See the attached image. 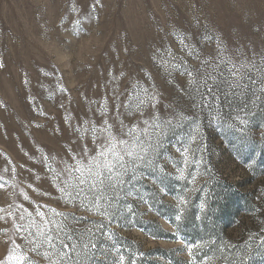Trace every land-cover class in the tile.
Masks as SVG:
<instances>
[{"label":"rangeland","instance_id":"1","mask_svg":"<svg viewBox=\"0 0 264 264\" xmlns=\"http://www.w3.org/2000/svg\"><path fill=\"white\" fill-rule=\"evenodd\" d=\"M181 38L192 46L185 52ZM223 48L233 56L264 57V0H0V208L11 211L24 190L37 203L87 217L79 227L99 219L58 201L51 182H45L42 157L64 156L77 139L75 126L93 117L95 102L110 97L113 88L124 93L140 81L157 94L161 115L168 114V105L190 111L192 101L182 91L187 77L164 64L161 56L170 59L166 53L171 51L177 61L183 57L189 67L199 68L187 52L215 57ZM255 112L243 129L209 124L205 116L206 164L194 184L168 176L157 179L142 169L145 178L137 182L138 191L120 202L122 214L106 226L112 239L101 237L99 243L118 247L124 264H205V253L207 264H226L214 256V246L206 243L211 241L237 245L230 252L225 249L229 259L264 264V104ZM188 131L186 124L168 135L161 163L168 156L180 159L176 136ZM167 170L174 171L170 164ZM185 187L203 191L187 192L188 210L176 221L174 197ZM45 191L50 195H43ZM0 229L11 235V220L0 221ZM160 230L168 237H159ZM6 239L0 233V259L7 255ZM191 243L202 247L190 256ZM117 259L111 252L104 264Z\"/></svg>","mask_w":264,"mask_h":264},{"label":"snow or ice","instance_id":"2","mask_svg":"<svg viewBox=\"0 0 264 264\" xmlns=\"http://www.w3.org/2000/svg\"><path fill=\"white\" fill-rule=\"evenodd\" d=\"M185 40L181 38L179 42L185 45ZM189 47L192 46L185 45L181 52ZM166 55L170 59L161 56L164 64L187 77V87L182 91L192 101L190 111L168 105V114L161 115L157 109V94L140 81L125 89L124 93L113 88L110 97L95 102L94 116L75 126L78 136L71 141L66 154H46L41 163L45 182H51V187L59 194L60 203L79 208L99 219L79 227L87 217L59 211L48 203H37L31 200L27 191L20 190L18 196L22 201L10 205L11 211L0 208V221L7 223L11 220L14 230L9 235L7 230L0 229V233L7 237L4 243L8 244L7 255L0 259V264H104L111 252L118 256L113 264H124L125 256L118 247L109 248L99 241L101 237L112 239L113 234L106 226L117 214H122L124 206L120 202L138 191L137 182L145 178L142 169H148L157 179L168 176L182 184H194L197 171L206 164L204 153L207 147L202 142L201 130L205 116L209 124L243 129L249 124L248 118L256 114L255 109L264 104V57L257 60L253 53L249 59L239 52L238 56H233L226 48L219 49L215 57L192 51L187 55L200 64L199 68H192L183 57L177 61L171 51ZM225 108L229 109L228 115H225ZM186 124L189 127L186 136H176L180 159L168 156L166 162L161 163L168 135L177 134ZM169 164L174 171L167 170ZM29 171L33 172L35 181H41L40 174L32 169ZM204 172L210 173L211 169L204 167ZM3 187L4 183H0V188ZM27 187L40 193V188L33 187L32 183ZM164 191L159 187V193ZM188 191L200 192L203 187H185L174 197L176 221H181L188 210ZM43 195L50 193L45 191ZM23 201L28 202L31 210ZM126 207L131 209V205ZM199 207L203 212L205 202L202 201ZM206 243L214 246V256L226 264H243L242 257L228 258V252L237 245ZM201 247L199 243L188 244L189 255ZM202 259L207 264V253Z\"/></svg>","mask_w":264,"mask_h":264},{"label":"trees","instance_id":"3","mask_svg":"<svg viewBox=\"0 0 264 264\" xmlns=\"http://www.w3.org/2000/svg\"><path fill=\"white\" fill-rule=\"evenodd\" d=\"M236 213H237V211H236V209L235 210H233V211H231V216H235L236 215ZM159 237H162V238H166V237H168L165 233H163V231H159V234H157ZM122 242H124L125 244H127L132 250H136V248H135V245H132L131 244V242L130 241H128V240H123Z\"/></svg>","mask_w":264,"mask_h":264}]
</instances>
